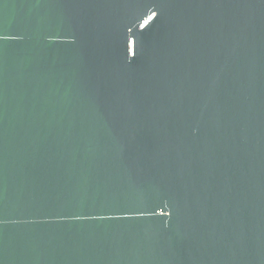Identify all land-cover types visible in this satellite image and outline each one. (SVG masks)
<instances>
[{"label":"water","instance_id":"95a60500","mask_svg":"<svg viewBox=\"0 0 264 264\" xmlns=\"http://www.w3.org/2000/svg\"><path fill=\"white\" fill-rule=\"evenodd\" d=\"M0 264H264V0H0Z\"/></svg>","mask_w":264,"mask_h":264}]
</instances>
